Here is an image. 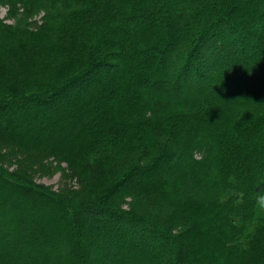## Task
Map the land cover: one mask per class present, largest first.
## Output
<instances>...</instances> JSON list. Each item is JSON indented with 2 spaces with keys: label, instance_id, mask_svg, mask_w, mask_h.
I'll list each match as a JSON object with an SVG mask.
<instances>
[{
  "label": "trees",
  "instance_id": "obj_1",
  "mask_svg": "<svg viewBox=\"0 0 264 264\" xmlns=\"http://www.w3.org/2000/svg\"><path fill=\"white\" fill-rule=\"evenodd\" d=\"M92 258L264 264V0H0V264Z\"/></svg>",
  "mask_w": 264,
  "mask_h": 264
},
{
  "label": "rangeland",
  "instance_id": "obj_2",
  "mask_svg": "<svg viewBox=\"0 0 264 264\" xmlns=\"http://www.w3.org/2000/svg\"><path fill=\"white\" fill-rule=\"evenodd\" d=\"M1 13L3 14V11H1ZM94 84H96V82ZM97 84H99V82ZM168 92L170 93V91H168ZM1 153H5V150H3ZM1 161H2V163L4 165H6L8 167H11V168L12 167H16V164H14L15 162L8 163V162H6V159L5 158H3V160H1ZM171 169H172L171 166L166 167V169L163 170V173L169 172V171H171ZM35 178L39 182H43V183H46V184H49V185L53 186V188H59L60 185L63 182H65V180L61 177L60 171H54V172H52V173H50L48 175L47 174H41V175L36 174L35 175ZM84 230L86 232H88V230H90V224H89V222H85V224H84ZM92 262L95 264L96 260L92 258Z\"/></svg>",
  "mask_w": 264,
  "mask_h": 264
}]
</instances>
